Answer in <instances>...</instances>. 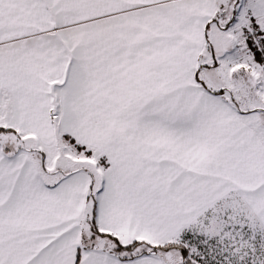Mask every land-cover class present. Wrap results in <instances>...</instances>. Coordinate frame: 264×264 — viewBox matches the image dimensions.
<instances>
[{
	"label": "snow or ice",
	"instance_id": "obj_1",
	"mask_svg": "<svg viewBox=\"0 0 264 264\" xmlns=\"http://www.w3.org/2000/svg\"><path fill=\"white\" fill-rule=\"evenodd\" d=\"M0 264H264V0H0Z\"/></svg>",
	"mask_w": 264,
	"mask_h": 264
}]
</instances>
